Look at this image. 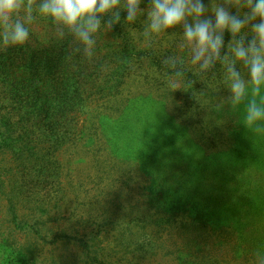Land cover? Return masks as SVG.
Returning <instances> with one entry per match:
<instances>
[{"label":"rangeland","instance_id":"1","mask_svg":"<svg viewBox=\"0 0 264 264\" xmlns=\"http://www.w3.org/2000/svg\"><path fill=\"white\" fill-rule=\"evenodd\" d=\"M125 18L102 28L92 56L39 15L27 44L0 46V264H94V248L109 264H180V248L183 264H264V133L244 126V105L216 108L229 95L224 69L191 66L182 28L149 42L147 13ZM161 122L199 152L194 184L177 186L165 212L177 222L144 193L155 177L145 138ZM233 243L255 256L237 257Z\"/></svg>","mask_w":264,"mask_h":264},{"label":"clouds","instance_id":"2","mask_svg":"<svg viewBox=\"0 0 264 264\" xmlns=\"http://www.w3.org/2000/svg\"><path fill=\"white\" fill-rule=\"evenodd\" d=\"M0 0V46H24L29 25L36 16L46 18L65 31L92 56L97 35L123 20L135 25L147 13L143 35L153 37L182 28L180 48L189 51V63L200 73L223 67L229 95L216 108L244 105V126L264 133V0ZM210 5V6H209ZM235 8L234 13L232 9ZM241 9H243L241 11ZM231 39L225 43V33ZM247 41V42H246ZM164 64L172 71L167 85L180 90L183 60L168 56ZM239 66V67H238ZM173 91V92H174Z\"/></svg>","mask_w":264,"mask_h":264},{"label":"trees","instance_id":"3","mask_svg":"<svg viewBox=\"0 0 264 264\" xmlns=\"http://www.w3.org/2000/svg\"><path fill=\"white\" fill-rule=\"evenodd\" d=\"M154 126L159 129L156 135L148 134L145 138L146 153L147 159H149V165H154V170L148 175H154L155 177L148 183L146 188L144 187V193L146 194V203L148 208L160 212L162 214H167L166 220L176 221V216L173 213H165L168 210V204L172 199H176V187L177 186H186L190 189L193 185L191 180V173L195 174L196 164L194 158L199 156L197 149V144L191 142L188 137L185 139L180 132L175 129H164V122L154 124ZM150 143V144H148ZM180 158H183L185 162L181 161ZM181 165L180 167L178 165ZM148 167V166H146ZM140 171V169H139ZM155 180V182L153 181ZM151 198V199H150ZM194 200V199H191ZM195 202H191L190 206L195 208ZM196 209V208H195ZM167 210V211H166ZM202 216V215H199ZM200 226L205 227L206 224H200ZM215 227L212 229V233H217L221 236V230ZM225 239V238H224ZM190 241V244L195 242V239H187ZM231 243V241L229 242ZM233 246L229 245L232 248V254L238 253L237 257H241L242 254L247 253L246 256H255L256 246L254 250H250L244 244H239L237 246L233 243ZM205 245L201 243V248L199 252L204 253ZM264 244H262V248ZM261 248V249H262ZM241 250V251H240ZM100 252V253H98ZM241 252V253H240ZM88 253L92 255L91 260L94 264H109L107 261L102 259V255L106 254L104 249H95L89 250ZM177 260L180 264L182 263V256H185L184 248H180L177 252ZM180 255V256H179ZM117 264H122L123 260L116 261Z\"/></svg>","mask_w":264,"mask_h":264}]
</instances>
